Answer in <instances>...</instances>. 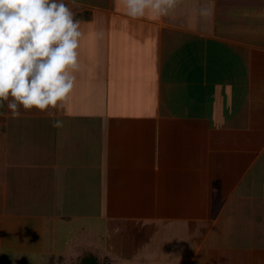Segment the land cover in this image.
Here are the masks:
<instances>
[{
    "label": "crops",
    "instance_id": "crops-1",
    "mask_svg": "<svg viewBox=\"0 0 264 264\" xmlns=\"http://www.w3.org/2000/svg\"><path fill=\"white\" fill-rule=\"evenodd\" d=\"M120 1L64 0L83 35L62 128L0 108V253L107 219L113 236L162 226L168 261L264 264V0L156 19Z\"/></svg>",
    "mask_w": 264,
    "mask_h": 264
},
{
    "label": "clouds",
    "instance_id": "clouds-1",
    "mask_svg": "<svg viewBox=\"0 0 264 264\" xmlns=\"http://www.w3.org/2000/svg\"><path fill=\"white\" fill-rule=\"evenodd\" d=\"M132 18L166 16L178 0H121ZM201 15H209L207 9ZM80 21L64 0H0V108L13 119L21 110L56 112L70 102L80 71ZM4 114V113H0Z\"/></svg>",
    "mask_w": 264,
    "mask_h": 264
},
{
    "label": "rangeland",
    "instance_id": "rangeland-1",
    "mask_svg": "<svg viewBox=\"0 0 264 264\" xmlns=\"http://www.w3.org/2000/svg\"><path fill=\"white\" fill-rule=\"evenodd\" d=\"M91 1L98 4L110 3V0ZM120 3L122 2L120 1ZM96 216L101 215L97 214ZM87 221L82 219L78 222L69 221L67 222L68 225L62 224L60 235L55 236L53 234L46 237L43 252H32L34 245H37L36 243L31 244L32 241L31 246L30 244L26 246V250L22 253L24 259L20 252L16 254L0 253V264H186L177 261L180 258H177L178 253L176 252H169L172 258L170 262L168 261L169 254L165 259L162 255H166V252L153 250L154 238L155 241H158L162 238L161 235H164L163 227L160 225L157 227L158 229H151V226L146 224L141 233L135 232L133 227L131 230L125 229L121 234L113 236L111 234L114 229L111 227L113 222L110 220H101L91 224ZM7 223H12V221L8 220ZM32 224L31 228L33 229L39 227L35 221ZM48 224L49 229L47 231H54L55 229L60 231L59 225L55 227L53 222ZM164 244H166V239H164ZM29 248L31 251L27 250ZM158 248L163 250L162 246ZM145 258L146 260L143 261ZM200 259L197 260V264H204L203 259Z\"/></svg>",
    "mask_w": 264,
    "mask_h": 264
}]
</instances>
